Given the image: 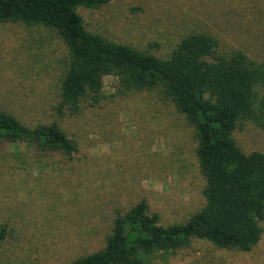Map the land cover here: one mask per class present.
<instances>
[{"label":"rangeland","instance_id":"1","mask_svg":"<svg viewBox=\"0 0 264 264\" xmlns=\"http://www.w3.org/2000/svg\"><path fill=\"white\" fill-rule=\"evenodd\" d=\"M87 31L158 58L180 40L203 33L220 54L240 51L264 62V0H107L78 8ZM68 50L52 30L0 24V110L34 128L56 122L76 152H41L0 144V264H71L100 251L116 214L144 200L158 224L185 223L205 204V179L193 126L156 92L120 96L104 78L103 99L57 117ZM232 138L244 153H264V132L241 122ZM153 264H264V231L249 252L192 239L156 253Z\"/></svg>","mask_w":264,"mask_h":264},{"label":"trees","instance_id":"2","mask_svg":"<svg viewBox=\"0 0 264 264\" xmlns=\"http://www.w3.org/2000/svg\"><path fill=\"white\" fill-rule=\"evenodd\" d=\"M107 0H0V24L20 23L54 31L68 50L60 80L57 117L75 115L81 103L103 99L104 78L123 96L156 92L193 126L204 206L185 223L161 226L144 200L116 214L100 251L71 264H153L156 253L185 248L192 239L220 249L251 251L264 231V153H244L232 133L241 122L264 132V62L240 51L220 54L207 34L188 35L162 59L113 43L86 30L78 8L98 9ZM27 144L41 152L71 155L76 144L56 122L25 126L0 110V144ZM7 228L0 226V244Z\"/></svg>","mask_w":264,"mask_h":264}]
</instances>
